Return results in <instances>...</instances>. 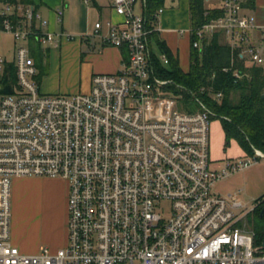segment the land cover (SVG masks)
I'll return each mask as SVG.
<instances>
[{
  "label": "built area",
  "instance_id": "built-area-1",
  "mask_svg": "<svg viewBox=\"0 0 264 264\" xmlns=\"http://www.w3.org/2000/svg\"><path fill=\"white\" fill-rule=\"evenodd\" d=\"M243 1L221 0L223 16L195 31L193 47L221 33L247 64L264 67V46L252 37L264 26L243 14ZM111 2L122 21L97 23L93 36L128 49L123 69L94 75L89 93L46 95L28 42L58 47L64 34L43 31L47 23L34 5L0 1V36L17 44L15 81L0 54V264H264V246L248 224L257 204L248 209L237 195L214 191L264 153L254 148L214 166V115L200 100L199 111L181 110L173 80L157 76V29L136 14L139 0ZM161 61L169 64L165 54ZM16 178L68 182L65 248L28 255L13 244Z\"/></svg>",
  "mask_w": 264,
  "mask_h": 264
},
{
  "label": "crops",
  "instance_id": "crops-1",
  "mask_svg": "<svg viewBox=\"0 0 264 264\" xmlns=\"http://www.w3.org/2000/svg\"><path fill=\"white\" fill-rule=\"evenodd\" d=\"M246 1H243V14L254 17L258 25L263 27L264 0H255L253 10L244 6ZM112 4L111 0H89L88 3L83 0L34 1L33 5L37 13L47 23V26L42 30L53 37L64 34L58 47L54 42L39 44L35 39L28 42L38 70L36 80L43 94L75 95L89 93L94 75L115 74L123 69V64L129 56L128 49L106 46L93 36L97 23L122 21V18L114 11ZM190 4L191 0H165L162 8L164 12L155 26L157 34L160 35V40L165 43L175 57L179 58L180 65L185 71L190 67L192 49L190 38L192 35V6ZM221 5L220 0L218 6L209 8L221 9ZM144 12L145 2L139 0L136 6V14L143 15ZM36 25L41 28L39 23ZM104 31L106 32V29ZM3 35L11 40V45L0 51V54L8 59L7 70L10 75V66L14 67L13 61L17 44L11 35ZM3 35L0 36V47L2 46ZM68 36L72 38H68ZM252 37L257 45L264 46V29L253 31ZM153 42L156 44L152 39L151 45L154 51ZM163 55L164 53H162ZM185 61L188 62L189 67L187 69L183 66ZM75 69L78 70L79 77L74 78L73 84L72 73ZM221 130L224 149L227 150L225 134L223 129ZM233 143L240 149L239 158L249 155L243 151L237 142L233 141ZM212 159L214 166L225 161V159ZM14 183L16 185L24 183L30 185L50 184L49 186L52 188L48 189V193L46 192L43 202L40 201L39 203L37 197V201L31 203L19 221L12 223L13 244L21 252L28 255L38 254L44 246L53 252L65 248L68 244V182L62 179L16 178ZM36 226H38V230H36Z\"/></svg>",
  "mask_w": 264,
  "mask_h": 264
},
{
  "label": "trees",
  "instance_id": "trees-1",
  "mask_svg": "<svg viewBox=\"0 0 264 264\" xmlns=\"http://www.w3.org/2000/svg\"><path fill=\"white\" fill-rule=\"evenodd\" d=\"M19 1L33 5L35 0ZM206 1L191 0L190 4V67L185 71L179 58L175 57L155 32L151 40L156 42L157 47L169 59V64L164 65L154 50L152 54L155 72L161 79L173 80L175 84L170 87V91L174 95L182 96L183 105L188 100L193 103L197 100L204 102L214 115L212 120L221 121L226 148L235 141L249 155L254 154V148L264 153V67L247 64L221 33L204 41L201 48L193 47V42L197 40L195 31L211 20L223 16L221 9L207 8ZM144 2V16L153 28L159 21L156 15L164 7L165 0ZM244 6L253 10L255 0H247ZM10 69V77L15 81V67L10 66ZM7 92L12 93L11 89ZM219 94L222 95L221 99L217 98ZM256 204L254 213L259 220L255 228L249 227L256 234V243L261 245L264 243V197Z\"/></svg>",
  "mask_w": 264,
  "mask_h": 264
},
{
  "label": "rangeland",
  "instance_id": "rangeland-1",
  "mask_svg": "<svg viewBox=\"0 0 264 264\" xmlns=\"http://www.w3.org/2000/svg\"><path fill=\"white\" fill-rule=\"evenodd\" d=\"M206 3L207 8H209L212 6H218L220 4V0H210ZM10 41V38L4 37L3 35L0 51H2L4 47H9L11 45ZM153 49L159 57L162 56V51L156 46L154 42ZM183 66H185L184 68L187 69L189 67L188 62L185 61L183 63ZM75 77H79L77 69H75L72 73L73 84ZM179 108L188 112H197L200 110L199 106L196 103H193V101L190 102L189 100L184 105L183 103H180ZM221 129H223L221 127V121L219 119H214L211 124L212 158L225 160L239 158L238 156L240 155V149L236 144L233 143L230 147L226 148L227 150L224 149ZM49 185L50 184L30 185L27 183L16 185V183L13 182L12 223L19 221L20 217L27 211L26 209L30 207L31 203H33V201L35 200L37 201V197L39 203L40 201L43 202L45 200L46 192L48 193V189L52 188ZM214 191L215 193L223 197H228L230 194L237 195L238 200L241 201L248 209H251L254 205H256V202L258 200L264 197V158H262V160H259V163L255 164L254 166L244 171L233 174L229 178L220 181L216 185V188H214ZM258 220L259 219L257 215H255V213L250 214L248 216L249 226L251 228H255ZM36 230H38V226H36Z\"/></svg>",
  "mask_w": 264,
  "mask_h": 264
},
{
  "label": "water",
  "instance_id": "water-1",
  "mask_svg": "<svg viewBox=\"0 0 264 264\" xmlns=\"http://www.w3.org/2000/svg\"><path fill=\"white\" fill-rule=\"evenodd\" d=\"M263 246H264V243H263Z\"/></svg>",
  "mask_w": 264,
  "mask_h": 264
}]
</instances>
